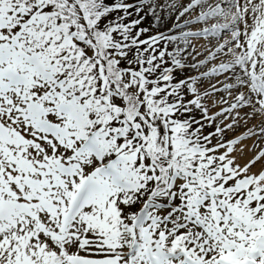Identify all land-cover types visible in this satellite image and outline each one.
Returning <instances> with one entry per match:
<instances>
[{
	"label": "snow or ice",
	"instance_id": "1",
	"mask_svg": "<svg viewBox=\"0 0 264 264\" xmlns=\"http://www.w3.org/2000/svg\"><path fill=\"white\" fill-rule=\"evenodd\" d=\"M161 3L0 0V264H264V154L231 158Z\"/></svg>",
	"mask_w": 264,
	"mask_h": 264
},
{
	"label": "bare ground",
	"instance_id": "2",
	"mask_svg": "<svg viewBox=\"0 0 264 264\" xmlns=\"http://www.w3.org/2000/svg\"><path fill=\"white\" fill-rule=\"evenodd\" d=\"M247 1L248 0H162L160 10L157 13L158 17L160 18V27H162L164 24H169L167 21L171 20L170 26L172 28L169 29V31L175 29L173 35H176L178 37V39L176 41H173L172 43L173 45L178 46L176 51L180 56L181 62L187 65L186 66L187 71L192 68L191 66L196 68L197 66H200L202 64V63H199L198 65L193 64L195 60H198L197 59L198 57L199 59L211 58L212 52L215 51V49L211 51L209 47L218 48V49H220L221 47L229 48L228 50L230 51L228 52H226V50H222V51L220 50L219 52L217 51L218 56H215V58H217V63L215 62L216 64H209L207 67L208 72L210 71V69H213L216 66H218V64L225 63L224 60H227L228 58L231 60L230 62L236 59L241 64L243 63V60H245V58H243L241 55H242V51L244 49H247L246 48L247 44H245L244 47H239V48L237 47L242 46L241 44L244 43V39L247 37V34L245 33V31L247 30V29L245 30V25L249 23L248 19L250 15L252 16L251 19L255 18V16H253L252 14V11H254L257 4H259L260 7L261 5H263L262 7L264 8V2H263L264 0H260V2L258 3H250V4H246ZM253 5H255V7H253ZM185 22H189L190 23L189 25L200 24V26L196 30H189L188 32L185 31V29L180 30L179 29L180 24L183 23V25H185ZM207 22L208 25H206ZM221 30H224L223 33L229 31H234L235 33L234 32L229 33L228 36L221 35L224 38H222L221 41H218L217 39L218 32ZM236 30L239 32H236ZM188 33L194 35L196 33L204 34L205 36H207L208 40L195 43L194 47L192 46L194 50H191L190 46L186 44L187 38L184 37ZM235 40L237 41L234 42ZM209 42H211V45H209ZM208 49L211 52L210 55H208L210 52L207 53ZM236 49H240L238 51L241 53V55L237 54L238 52H236ZM191 51L194 52L195 57H190ZM242 68L239 67L232 68V71L235 70L239 71L238 81L242 80L241 77ZM197 76L198 75H195L194 77ZM221 85L222 82L218 83L217 81H214L213 85L211 86L204 85V87L198 88V90L200 94L203 93V97H205L207 101L210 99L212 95L213 97L211 98L219 100L220 96H218V94ZM227 85L230 84L227 83L226 85H224L223 88L224 91H222L221 89L222 96H225V103L221 104V106L219 107V110L222 111L225 110L229 105L232 106V104L237 103L238 106L241 105V103L246 102L245 100H241L240 98L234 99L237 96L236 94H233V90L228 93L225 92L227 89L232 88V86L233 88L237 87L238 85L237 83H235L232 86L231 85L227 86ZM247 103H249V101H247L246 104ZM208 107L211 106L208 105ZM215 110H218V108ZM233 111L230 117L234 118L236 111L235 112ZM256 111L258 112L259 115L260 113L259 110L256 109ZM221 115L222 113H217L214 116L217 118ZM242 115L243 113L240 112L237 114L236 118L238 117L240 119ZM246 115L249 116V113L247 112ZM225 116L226 114H224L220 118H230L229 116L228 117ZM249 117L250 120L246 122L245 126L243 127L241 125L242 129L240 130V132L237 135L233 136L236 137L238 141L241 139V137H248L246 139V142L243 143L238 142L234 152L232 153L231 158H234L236 164L240 166H244L248 164L250 161L253 160L254 157H257L258 154H264V117L261 115L260 116L251 115ZM235 120L236 121L233 123L237 124L238 125L237 127H241L239 126L240 123L238 122V120L237 119ZM231 132L232 131H228L227 133H231ZM233 137H231V139ZM262 168H264V159H260L258 163H255V169L253 170V173L260 172ZM241 170H243V168H241Z\"/></svg>",
	"mask_w": 264,
	"mask_h": 264
},
{
	"label": "rangeland",
	"instance_id": "3",
	"mask_svg": "<svg viewBox=\"0 0 264 264\" xmlns=\"http://www.w3.org/2000/svg\"><path fill=\"white\" fill-rule=\"evenodd\" d=\"M258 2H260V0H248L246 4L258 3ZM262 6L263 5H261V7H260L259 4H257L255 7V5H253V7H255V9H254V11H252V14H253V16H255V18L251 19L252 16L251 15L249 16V19H248L249 23L247 25H245V30L247 29L245 31V33L247 34V37L244 39V43L241 44L242 46L237 47V48L244 47L245 44H247V47H246L247 49H244L245 51L244 50L242 51V55L238 51L240 49H236V52H238L237 54H240L243 58H245V60H243L242 64L239 61H237L236 59L233 60L232 62H230L231 60L228 58L227 60H224L225 63L218 64V66H216L213 69H210V71L208 72L207 71L208 65L217 63V58H215V56H218L217 54L220 50L221 51L226 50V52L230 51V50H228L229 48H222L221 47L220 49H218V48L209 47V49H211V51L213 49H215V51L212 52L213 57L211 56L210 59H208V58H206V59L200 58L199 59V57H198L197 58L198 60H195V62H193V64L198 65L199 63H202L199 67L195 68V67L191 66L192 68L188 71L186 70V67L184 68V74L186 76L194 77L195 75H200V76L204 77V79L199 81V87L198 88H202V87H204V85H210L211 86L214 84V81H217L218 83L222 82V85L220 86L219 94L216 93V94H218V96H220L219 100L211 98V97H213V95H212L210 97V99L207 101L205 99V97H203V93L200 94L199 90H198V94L200 95L199 98L201 100H203L204 104L207 106L208 112L212 115H215L217 113H222L221 116L226 114L225 117H228V116L230 117L232 114L233 110H229L230 105L227 106V108L223 111L219 110V107L221 106V104L225 103V96H222V94H221V92L224 91L223 90L224 85H226L227 83L230 84L231 86L234 85L235 83H237L238 85L248 84V87H235V88H233V86H232V88H229L225 91L228 93V92L233 90V94H236V96H237L234 99L240 98L241 100H245L247 102L249 100H246L244 98L248 97L249 89L251 87V85L249 84V81L251 80V77L254 74L253 64H258L260 66L259 71L255 72V75H264V8ZM180 15H183V14H180ZM150 22L151 21L149 20L147 23H150ZM167 22L169 24H164L162 27H160L158 29H154V31L163 32L166 29L167 30L171 29L172 28L170 26L171 20H169ZM189 24H190L189 22H185V25H183V23H182V24H180L179 29L180 30L185 29V31L188 32L189 30H196L200 26V24H197V25H189ZM206 25H208V22ZM223 31L224 30H221L218 32V36H217L218 41H221L222 38H224L221 35H227L228 36L229 33L234 32V31H229V32L223 33ZM236 32H239V31L236 30ZM184 37L187 38L186 44L190 46L191 50H194L193 47H194L195 43L208 40L207 36H205L204 34H198V33H196L195 35L188 33ZM236 41L237 40H235L234 42H236ZM209 45H211V42H209ZM170 47H173V43L170 44ZM174 47H176V48H174V51H176L178 46L174 45ZM251 47H253V48L251 49ZM209 49L207 50V53L210 52ZM243 52H244V55H243ZM190 53H191L190 57H195V54L193 51H191ZM176 54H177V57L180 58L177 51H176ZM210 54H211V52L208 55H210ZM211 59H213V60H211ZM218 60H220V59H218ZM226 63H229V64H226ZM233 67H239V68L243 67L245 70V75L248 77V79L245 80L242 78V80L238 81V74H239L238 72L239 71H237V70L232 71ZM225 68H227L228 70L225 71ZM222 79H223V81H222ZM230 85H227V86H230ZM221 89H222V91H221ZM239 91H241V92H239ZM238 93H241L242 95H238ZM246 102H243V103H241V105H238V106H237V103L232 104V105H235L234 110L236 111V112L233 111V112H235L234 118L233 117L220 118L221 116H219L216 118V123L213 125V127L224 126V125H228L229 123L235 122L236 116L240 112L243 113V115L238 120V122L240 123L239 126L242 125L243 127L245 126L246 122H248L250 120V117L248 118V120L245 119V116H247L246 115L247 112L249 114H251L252 116H254V115L260 116L261 115L264 117V106H261L259 108L256 107L255 104H253L252 107L242 106L243 104H246ZM208 105H210L211 107H208ZM217 108H218V110H215ZM255 108L259 110V112H260L259 115H258V112L256 111ZM196 115L199 116V112H197ZM228 120H229V122H228ZM242 126L241 127H235V129L231 133H227V132L224 133V135L221 137V139L230 140L231 137H233L234 135H237L240 132V130L242 129ZM205 131L206 132L212 131V129L206 128ZM243 142H246V139H240L239 140V143H243ZM214 143H215V141H214ZM236 146L237 145H235L234 147L236 148ZM231 147H233V146L230 145V148ZM254 169H255V165H254V167L251 168V173H253Z\"/></svg>",
	"mask_w": 264,
	"mask_h": 264
}]
</instances>
